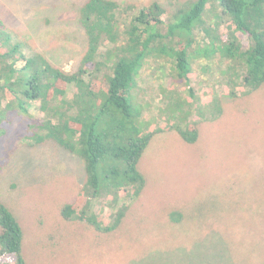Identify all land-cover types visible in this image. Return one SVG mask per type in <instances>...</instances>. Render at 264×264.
<instances>
[{
  "label": "rangeland",
  "instance_id": "rangeland-1",
  "mask_svg": "<svg viewBox=\"0 0 264 264\" xmlns=\"http://www.w3.org/2000/svg\"><path fill=\"white\" fill-rule=\"evenodd\" d=\"M86 1L0 0V19L25 50L72 72L87 45L79 24ZM111 1L137 8L156 2L170 17L190 0ZM224 24L213 32H226ZM195 38L206 40L198 31ZM212 59L195 62L190 83L176 88L180 95L190 88L203 104L215 96L217 107L194 109L189 118L202 119L193 144L169 129L151 139L137 165L144 187L114 232L61 217L85 182L79 157L53 141H18L15 132L0 139V202L21 227L24 264H264V85L228 97L219 81L223 61ZM153 65L145 62L133 103L138 118L148 119L142 127L152 130L178 121L160 92L170 82L167 70ZM92 211L108 218L99 202Z\"/></svg>",
  "mask_w": 264,
  "mask_h": 264
},
{
  "label": "trees",
  "instance_id": "trees-1",
  "mask_svg": "<svg viewBox=\"0 0 264 264\" xmlns=\"http://www.w3.org/2000/svg\"><path fill=\"white\" fill-rule=\"evenodd\" d=\"M165 15L156 2L137 8L87 0L79 10L86 50L72 72L25 50L0 19V139L15 132L18 141L49 140L81 159L85 182L76 201L62 207L65 220L85 221L99 233L114 232L144 187L137 165L151 139L169 129L188 144L197 140L195 120L202 118L189 117L206 104L217 107L218 101L210 95L203 104L190 88L185 95L178 93L176 85L190 83L195 62L223 61L219 81L228 97L264 85V0H190ZM223 21L226 32H213ZM195 31L204 34L203 45ZM149 60L154 72L164 68L170 79L165 89L160 86L164 107L178 110L177 123L168 128L152 130L147 122L143 128L141 121L148 119L138 118L141 109L133 105ZM95 201L108 210L107 219L94 214ZM5 258L12 259L9 264H24L21 227L0 202V262Z\"/></svg>",
  "mask_w": 264,
  "mask_h": 264
}]
</instances>
